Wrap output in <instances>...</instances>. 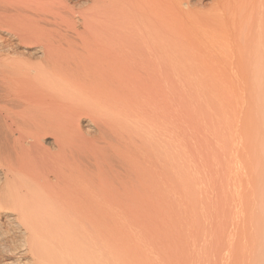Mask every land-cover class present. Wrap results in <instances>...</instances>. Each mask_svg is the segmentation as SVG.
<instances>
[{
    "label": "bare ground",
    "instance_id": "obj_1",
    "mask_svg": "<svg viewBox=\"0 0 264 264\" xmlns=\"http://www.w3.org/2000/svg\"><path fill=\"white\" fill-rule=\"evenodd\" d=\"M1 219L0 264H264V0H0Z\"/></svg>",
    "mask_w": 264,
    "mask_h": 264
},
{
    "label": "rangeland",
    "instance_id": "obj_2",
    "mask_svg": "<svg viewBox=\"0 0 264 264\" xmlns=\"http://www.w3.org/2000/svg\"><path fill=\"white\" fill-rule=\"evenodd\" d=\"M1 221H2V222H1ZM1 221H0L1 224H2V223L5 224V219H1ZM3 224L0 225V227H1L0 230H3V229L5 228V227H4L5 225H3ZM10 233H11V234H10ZM0 234H1V233H0ZM9 236H13V237L15 236L14 239H17V238H16V234H15V232L13 233L12 231H9V235H7L6 237L8 238ZM17 237H18V236H17ZM7 238H6V239H7ZM2 239L6 240L5 237H0V240H1L2 242L4 241V240H2ZM3 259H4V260H15V256H4ZM1 262H2V261H1Z\"/></svg>",
    "mask_w": 264,
    "mask_h": 264
}]
</instances>
